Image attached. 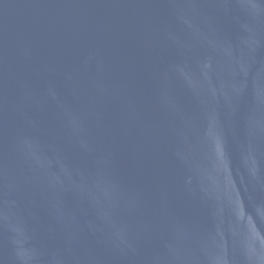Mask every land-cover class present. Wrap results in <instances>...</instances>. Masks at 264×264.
Returning <instances> with one entry per match:
<instances>
[{"label":"water","instance_id":"1","mask_svg":"<svg viewBox=\"0 0 264 264\" xmlns=\"http://www.w3.org/2000/svg\"><path fill=\"white\" fill-rule=\"evenodd\" d=\"M0 264H264V0H0Z\"/></svg>","mask_w":264,"mask_h":264}]
</instances>
